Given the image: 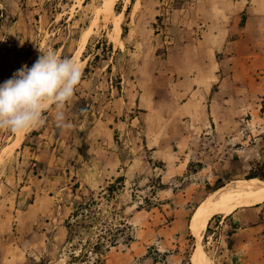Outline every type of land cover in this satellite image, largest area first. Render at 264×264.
Segmentation results:
<instances>
[{
    "label": "rangeland",
    "instance_id": "1",
    "mask_svg": "<svg viewBox=\"0 0 264 264\" xmlns=\"http://www.w3.org/2000/svg\"><path fill=\"white\" fill-rule=\"evenodd\" d=\"M199 3L0 0L1 249L7 244L22 248L19 254L26 264H106L110 253H119L112 264H153L174 253L193 264L197 237L188 225L206 195L198 207L196 202L186 207L180 223L183 228L170 234L165 229L175 207L156 197V191L164 187L157 177L148 181L136 176L119 192L116 202V194L107 197L111 182L93 189L88 186L85 179L99 172H90V165L84 163L97 154L100 144L105 145L101 142L105 137L100 132L102 123L127 122L139 115L138 107L130 110L124 102L135 91L127 86L132 87V72L152 56L165 57L163 39L172 35L171 26L186 19L183 11L193 12ZM106 4L112 14L104 13ZM123 26L127 27L124 34ZM263 93L264 86L254 90L250 101H243L235 114L230 113L232 120L216 122L211 138L200 141L201 146L207 141L206 147L213 148L218 162L217 177L207 193L219 189L217 194H225L222 187H233L235 180L246 178L263 163ZM140 121L138 118L136 123ZM17 128L23 129L19 141ZM119 135L115 134L116 139ZM139 144L142 146L141 141ZM149 165L138 174L151 173L152 160ZM80 168L83 181L77 175ZM32 203L34 207L28 209ZM86 204L90 206L83 207ZM126 204L133 205L129 212L124 211ZM140 209L147 212L132 226L126 216ZM263 209L264 200L238 206L229 214L212 212L201 238L216 264H224L230 257L226 234L230 236L236 225L232 216L240 210ZM25 210L40 215L34 220L33 232L26 222L25 231H20ZM68 219L76 225L70 241L65 226ZM148 219L155 223L151 229L144 225ZM224 220L229 221L228 226ZM60 225L66 231L64 240L58 232ZM7 234L11 238L6 244ZM133 240H139V246L132 245ZM97 244L101 245L98 253L93 252Z\"/></svg>",
    "mask_w": 264,
    "mask_h": 264
},
{
    "label": "crops",
    "instance_id": "2",
    "mask_svg": "<svg viewBox=\"0 0 264 264\" xmlns=\"http://www.w3.org/2000/svg\"><path fill=\"white\" fill-rule=\"evenodd\" d=\"M197 6L193 12L183 11L187 18L171 26L172 35L163 39L167 49L165 57L152 56L132 72V87L127 86L135 91L132 99L124 102L130 110L138 107L139 115L127 122L120 119L102 123L100 132L105 141L101 142L105 145L100 144L97 154L84 163L90 165L87 168L90 172H99L97 177L85 179L92 189L121 175L125 186L136 176L148 181L157 177L164 187L156 191V197L170 201L175 207L173 219L165 229L170 234L183 228L180 223L186 217V207L193 202L199 203L198 207L201 199L209 194L207 187L217 177L218 162L213 148L206 147L207 141L201 146L200 141L211 138L216 122L232 120L230 113L235 114L243 101L246 104L252 99L254 90L264 86V0H200ZM138 118L140 124L136 123ZM146 155L148 158L143 160ZM151 160V173L138 174L146 164L150 166ZM81 169L77 175L83 181ZM119 196L116 193L113 201ZM132 206L126 204L124 211L129 212ZM25 211L19 220L20 231H25L26 222L33 232L34 220L40 215ZM145 212L130 211L126 218L134 226ZM228 220H224L227 226ZM232 220L236 225H232L230 236L226 234L231 243L230 257L223 263L264 264V209L237 211ZM152 224L155 223L148 219L144 225L151 229ZM58 228L64 240V226ZM4 237L7 244L11 237L8 234ZM139 242L133 240L132 245L139 246ZM19 251L23 253L18 246L0 247V264H26ZM135 255L131 256L133 260ZM118 257L119 253H110L106 264L116 262L114 259ZM153 264L186 262L181 253H174Z\"/></svg>",
    "mask_w": 264,
    "mask_h": 264
},
{
    "label": "bare ground",
    "instance_id": "3",
    "mask_svg": "<svg viewBox=\"0 0 264 264\" xmlns=\"http://www.w3.org/2000/svg\"><path fill=\"white\" fill-rule=\"evenodd\" d=\"M104 13L106 15L108 13L112 14V12L108 10V4H106ZM83 40L86 39L84 38ZM81 43L84 44L83 41H81ZM22 130L21 128H17L19 134L17 141L21 140L23 135ZM226 187L227 186L222 187L227 190L225 194H217L219 189L210 192L191 219L190 227L197 237L196 245L192 253L193 264H216L212 257L207 254L201 238V229L208 221L213 211H221L229 214L238 206L255 204L264 200V179L257 177L237 179L233 187ZM229 189H235V191L230 192Z\"/></svg>",
    "mask_w": 264,
    "mask_h": 264
},
{
    "label": "trees",
    "instance_id": "4",
    "mask_svg": "<svg viewBox=\"0 0 264 264\" xmlns=\"http://www.w3.org/2000/svg\"><path fill=\"white\" fill-rule=\"evenodd\" d=\"M123 34L124 32L127 30V27L123 26ZM262 100H261V113H262V117L264 118V93L262 95ZM254 177H257V178H260V179H264V161L263 163L260 165V167L254 171H252V173H250L246 178H254ZM125 178L124 176H119L117 179L114 180V182H111L110 185H108L106 187V192L108 194L107 197L110 198H113V196H115L116 193H119L121 190H123L124 186H125ZM88 204L86 205H83V207H87ZM90 206V205H88ZM75 215V213H73V216ZM65 226L67 227V231H68V241H70L71 237L73 236L74 234V231H75V227L76 225H74L73 227V223L71 221V219H68L65 223ZM132 237H129V239H131ZM101 251V245H96L94 248H93V252H100Z\"/></svg>",
    "mask_w": 264,
    "mask_h": 264
},
{
    "label": "water",
    "instance_id": "5",
    "mask_svg": "<svg viewBox=\"0 0 264 264\" xmlns=\"http://www.w3.org/2000/svg\"><path fill=\"white\" fill-rule=\"evenodd\" d=\"M191 223V222H190Z\"/></svg>",
    "mask_w": 264,
    "mask_h": 264
}]
</instances>
